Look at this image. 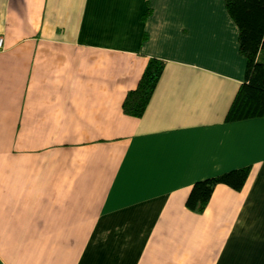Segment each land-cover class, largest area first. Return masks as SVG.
I'll list each match as a JSON object with an SVG mask.
<instances>
[{"label":"crops","instance_id":"1","mask_svg":"<svg viewBox=\"0 0 264 264\" xmlns=\"http://www.w3.org/2000/svg\"><path fill=\"white\" fill-rule=\"evenodd\" d=\"M237 33L224 0H0V264H264V118L225 119Z\"/></svg>","mask_w":264,"mask_h":264},{"label":"trees","instance_id":"2","mask_svg":"<svg viewBox=\"0 0 264 264\" xmlns=\"http://www.w3.org/2000/svg\"><path fill=\"white\" fill-rule=\"evenodd\" d=\"M224 6L237 27L238 51L245 59L244 80L236 90L225 119L264 118V0H224ZM162 68L161 60H147L135 87L126 92L121 102L124 114L141 115ZM248 172L249 166H244L195 181L185 199V207L202 212L214 185L224 184L239 190Z\"/></svg>","mask_w":264,"mask_h":264},{"label":"clouds","instance_id":"3","mask_svg":"<svg viewBox=\"0 0 264 264\" xmlns=\"http://www.w3.org/2000/svg\"><path fill=\"white\" fill-rule=\"evenodd\" d=\"M164 25L163 24H160V23H157V24H155V25H151V27H152V29L154 28V27H163ZM147 27H148V25H146V29H147Z\"/></svg>","mask_w":264,"mask_h":264},{"label":"built area","instance_id":"4","mask_svg":"<svg viewBox=\"0 0 264 264\" xmlns=\"http://www.w3.org/2000/svg\"><path fill=\"white\" fill-rule=\"evenodd\" d=\"M2 48V38L0 37V49Z\"/></svg>","mask_w":264,"mask_h":264}]
</instances>
